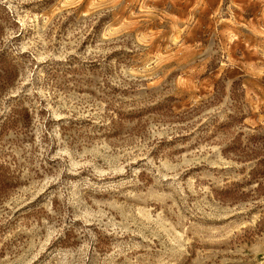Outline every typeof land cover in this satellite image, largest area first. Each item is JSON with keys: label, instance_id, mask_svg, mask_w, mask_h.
Here are the masks:
<instances>
[{"label": "rangeland", "instance_id": "rangeland-1", "mask_svg": "<svg viewBox=\"0 0 264 264\" xmlns=\"http://www.w3.org/2000/svg\"><path fill=\"white\" fill-rule=\"evenodd\" d=\"M0 264H264V0H0Z\"/></svg>", "mask_w": 264, "mask_h": 264}]
</instances>
